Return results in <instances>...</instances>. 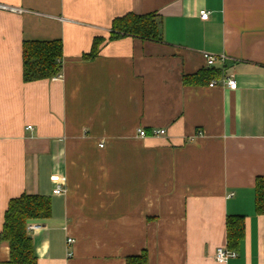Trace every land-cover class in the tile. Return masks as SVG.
<instances>
[{"label": "crops", "instance_id": "obj_1", "mask_svg": "<svg viewBox=\"0 0 264 264\" xmlns=\"http://www.w3.org/2000/svg\"><path fill=\"white\" fill-rule=\"evenodd\" d=\"M0 4L20 10L0 9V232L12 199L38 195L52 203L49 218L28 222L38 264H127L143 253L148 264H219L227 218L245 216V239L225 264H264L255 205L257 179L264 185V0ZM129 13L156 14L163 41L125 37L85 61ZM53 40L63 43L62 78L26 83L24 41ZM204 54L225 61L208 67ZM208 68L220 76L185 83ZM160 129L167 134L151 136ZM0 264H13L5 242Z\"/></svg>", "mask_w": 264, "mask_h": 264}, {"label": "trees", "instance_id": "obj_2", "mask_svg": "<svg viewBox=\"0 0 264 264\" xmlns=\"http://www.w3.org/2000/svg\"><path fill=\"white\" fill-rule=\"evenodd\" d=\"M125 37L138 38L143 41L162 42V25L156 14L137 15L129 13L114 19L108 38L99 37L93 42L91 51L83 56L85 61L98 57L103 45ZM63 63V43L53 41H24L23 43V77L26 83L50 80L60 75ZM220 71L207 69L196 75L185 77L184 81H210L219 77ZM256 211H264V185L257 179ZM50 198L38 195H22L12 199L4 216V224L0 232V242L10 247L11 263L38 264L33 240L28 236V222L44 220L51 216ZM227 248L239 250L246 234V217L229 216L226 222ZM127 264H148L146 253L130 257Z\"/></svg>", "mask_w": 264, "mask_h": 264}, {"label": "built area", "instance_id": "obj_3", "mask_svg": "<svg viewBox=\"0 0 264 264\" xmlns=\"http://www.w3.org/2000/svg\"><path fill=\"white\" fill-rule=\"evenodd\" d=\"M0 9L5 10V11H10V12H19L20 11L18 8L10 7L7 5H2V4H0ZM209 17H210V12H208L206 10H203L200 12L201 20L207 21V20H209ZM204 58L206 60L208 67H213L216 63L225 61V56H216V55L204 54ZM60 78H62V76H57L54 79H60ZM224 84L230 90H237L238 89L237 81L234 78L224 79ZM214 86H215V83L210 85V87H212V88ZM28 129L32 130V127L29 126ZM166 134H167L166 130L160 129V130H153L151 133V136L157 137V136H164ZM199 134H201V133H199ZM138 135H139V137H147L148 133L145 130L141 129V130H139ZM101 147H103V146L101 145ZM63 193H65V190L62 187H56V189H54V191H53L54 195H61ZM33 228H35V227H30V230ZM74 242L75 241L73 239H68L69 245L73 244ZM236 257H237V253L235 251H231L228 248H219L216 252L215 259H216L217 263L225 264L230 259H233Z\"/></svg>", "mask_w": 264, "mask_h": 264}]
</instances>
